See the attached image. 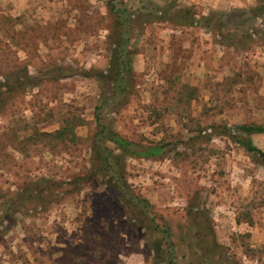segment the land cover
<instances>
[{"label":"rangeland","instance_id":"1","mask_svg":"<svg viewBox=\"0 0 264 264\" xmlns=\"http://www.w3.org/2000/svg\"><path fill=\"white\" fill-rule=\"evenodd\" d=\"M226 1L0 0V264H264V0Z\"/></svg>","mask_w":264,"mask_h":264},{"label":"trees","instance_id":"2","mask_svg":"<svg viewBox=\"0 0 264 264\" xmlns=\"http://www.w3.org/2000/svg\"><path fill=\"white\" fill-rule=\"evenodd\" d=\"M259 1V0H258ZM257 1V3H259ZM108 3L110 5V11L114 8L113 5V0H108ZM191 9L190 8H186L182 11V14L179 15L178 17L181 18V21H178L179 24L183 25V26H193V25H200V21L202 22L204 21L205 24H203V27L205 29H208L211 24H212V18L211 15H213L214 13H211L210 15H208V17H200L198 20H194L192 19L191 21L189 20V17L192 16L191 15ZM248 12L251 14L252 18H258L263 16L264 17V3L261 4H257L255 5V7L249 8ZM246 13V12H244ZM220 24V23H219ZM224 27V25H219V27ZM252 30L254 31V29L252 27L249 26L248 29H242V36L250 39V35H249V31ZM120 55L116 56V65H117V61L119 60ZM126 68H124V70L119 71L116 73L117 78L115 80H119L121 82L122 79V74L124 71L129 72V64L128 62H126L125 65ZM24 82H28L29 78L27 73L25 72V74L23 75V79ZM234 129L236 130V132L238 133V135H235V141L236 143L240 144L247 152L254 154L261 162L264 163V152L261 151L259 148H257L250 136L252 134H258V133H262L264 132V126H260V125H241V126H235ZM106 139L109 142H112L115 147L120 150L123 154H125V156H129V157H144V158H151V157H156L159 156L162 152H163V147L162 146H151V147H138L137 145L125 140L124 138H122L121 136H119L116 132H114L113 130H109L107 131L106 134ZM112 157V156H111ZM119 157H114L111 159H117ZM102 163H104L105 165V169L106 168H110L107 167L108 165L106 164L109 160V158H103L101 159Z\"/></svg>","mask_w":264,"mask_h":264},{"label":"crops","instance_id":"3","mask_svg":"<svg viewBox=\"0 0 264 264\" xmlns=\"http://www.w3.org/2000/svg\"><path fill=\"white\" fill-rule=\"evenodd\" d=\"M217 1L218 0H201V2H206V3L210 4V5L212 4L211 5L212 8L216 7V4H217L216 2ZM222 4H224V8L228 5L226 0H224V3H222ZM216 8H220V5L218 4Z\"/></svg>","mask_w":264,"mask_h":264}]
</instances>
